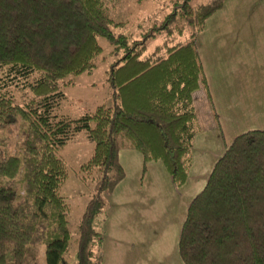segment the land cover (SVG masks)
<instances>
[{
    "label": "trees",
    "instance_id": "trees-1",
    "mask_svg": "<svg viewBox=\"0 0 264 264\" xmlns=\"http://www.w3.org/2000/svg\"><path fill=\"white\" fill-rule=\"evenodd\" d=\"M171 1L155 30L133 38L104 0H0V145L3 132L22 129L16 153L0 150V264H99L103 232L94 221L124 177L121 149L141 154L142 172L160 161L176 190L185 183L198 130L192 95L207 91L196 36L223 0ZM99 39L121 53L106 74L110 105L61 115L63 81L92 70ZM80 132L93 144L80 168L95 171L97 190L79 219L72 261L59 194L66 169L56 152ZM177 246L183 264H264V130L235 136L216 160Z\"/></svg>",
    "mask_w": 264,
    "mask_h": 264
},
{
    "label": "crops",
    "instance_id": "crops-1",
    "mask_svg": "<svg viewBox=\"0 0 264 264\" xmlns=\"http://www.w3.org/2000/svg\"><path fill=\"white\" fill-rule=\"evenodd\" d=\"M251 1L223 0L196 36L207 91L196 90L192 104L195 93L206 96V120L193 104L198 130L185 183L176 190L160 161L142 172L139 152H118L124 177L107 197L99 264H183L177 244L189 202L235 136L264 130V10Z\"/></svg>",
    "mask_w": 264,
    "mask_h": 264
},
{
    "label": "rangeland",
    "instance_id": "rangeland-1",
    "mask_svg": "<svg viewBox=\"0 0 264 264\" xmlns=\"http://www.w3.org/2000/svg\"><path fill=\"white\" fill-rule=\"evenodd\" d=\"M109 14L114 20L124 22L123 31L133 38H142L147 32L155 30L173 9L171 0H104ZM213 0H191L193 5L208 4ZM252 6L261 7L264 10V0H252ZM211 18L206 26L211 25ZM264 25V16L260 17V22ZM181 24V22H179ZM261 25V24H260ZM210 27V26H207ZM152 29V30H150ZM199 35V34H198ZM197 35V36H198ZM176 39H183V37ZM162 38L158 37L149 43L152 49L155 44H160ZM102 52L94 59V66L90 72L79 75H71L63 81L62 91L65 99L62 102L59 113L71 119H76L83 114L92 113L98 106L110 105V89L106 82V74L113 62L121 56V53L113 56L111 46L103 39H99ZM18 98L21 94H17ZM207 98L202 93L194 94L193 104L198 110L200 121L206 120L205 103ZM202 118V120H201ZM207 122V121H206ZM22 136L20 126H13L8 132L1 134V151L16 153ZM93 144L86 137L85 132H80L72 137L63 147L58 149L56 156L60 158L66 169V177L59 188V194L66 202V218L68 230L71 235L69 257L74 260L75 241L77 238V225L84 211L85 204L97 190V175L95 171L82 172V166L91 156ZM174 187V186H173ZM107 208V207H106ZM100 217L94 221V226L98 231H104V223L107 218L106 209ZM130 234V233H129ZM100 247V253L102 250ZM104 248V247H103Z\"/></svg>",
    "mask_w": 264,
    "mask_h": 264
}]
</instances>
